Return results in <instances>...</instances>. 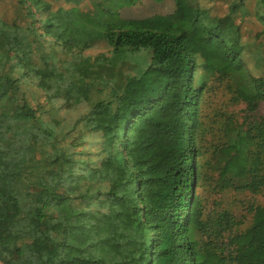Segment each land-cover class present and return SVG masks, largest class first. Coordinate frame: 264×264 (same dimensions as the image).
Masks as SVG:
<instances>
[{"label":"trees","instance_id":"16d2710c","mask_svg":"<svg viewBox=\"0 0 264 264\" xmlns=\"http://www.w3.org/2000/svg\"><path fill=\"white\" fill-rule=\"evenodd\" d=\"M15 1L0 15V261L264 264V200L240 199H264V0H231L229 23L201 0L140 18L120 13L139 0ZM98 43L108 54L83 56ZM24 78L48 102L86 106L69 130L97 133L96 148L64 143ZM137 84L153 93L137 102ZM239 103L241 119L227 111Z\"/></svg>","mask_w":264,"mask_h":264},{"label":"rangeland","instance_id":"374dc122","mask_svg":"<svg viewBox=\"0 0 264 264\" xmlns=\"http://www.w3.org/2000/svg\"><path fill=\"white\" fill-rule=\"evenodd\" d=\"M49 3L50 6L56 8L57 6H65L70 7L73 5H77L79 7L86 8L91 5V0H45ZM231 0H201V3L210 10V12L217 16H224L228 12V6ZM47 3V4H48ZM252 3L250 7H252ZM18 13L17 3L15 0H0V15L11 19L15 17ZM21 13V12H20ZM120 13L122 17L125 18H140L146 17L148 15L160 13V14H168L172 16H178L181 14V11L178 10L175 6L174 0H139L136 3L125 6L120 9ZM23 14V11H22ZM38 14V12H37ZM24 15V14H23ZM38 17V15H36ZM18 18L20 16L18 14ZM223 22L229 23L231 19L227 16H224L222 19ZM240 23L241 29L244 33V39L246 40L247 36H251L253 41H257L254 37V34L261 29L259 23L253 17H239L236 20ZM262 37L259 38L261 40ZM58 55L64 59V63H71L72 55L66 54L57 46H54ZM100 52H106L108 54V48L104 43H98L93 47L86 49L83 52V56H91L94 57ZM93 71L95 73L104 72V74H113V70L106 66L105 64H97ZM158 70H154L155 74ZM160 71V70H159ZM165 71V70H164ZM162 72V71H160ZM119 73V72H117ZM120 74V73H119ZM153 76H151V79ZM154 80V78H153ZM117 83H121V81H117ZM21 89L25 92L26 98L29 103L35 107L38 103L42 105V115L46 120L57 119L59 124L56 126V129H63V131L67 134L64 143L70 138H74L75 136H80V145L76 147V150L82 149L84 153L87 151H91L96 148V141L98 138V134L89 130L84 126H77L75 131H70L69 129L73 126L75 121L86 112L87 107L84 105H80L76 108H67L62 105V100H53L52 102H48L44 96V94L33 84H30L27 79H23L21 83ZM135 91V97L137 102L142 100V97L145 93H153L152 90L148 88L146 85H132ZM244 104H234L232 106L227 107V111L232 115L241 119L245 116ZM256 116L264 117V101L260 102L259 108L257 110ZM68 130V131H67ZM73 147L70 145V150ZM83 158H86V155L82 154ZM241 200L246 201H263V197L260 195H251L250 193L243 194L240 197ZM249 217V215H248ZM3 264V263H2Z\"/></svg>","mask_w":264,"mask_h":264},{"label":"built area","instance_id":"2783aa9c","mask_svg":"<svg viewBox=\"0 0 264 264\" xmlns=\"http://www.w3.org/2000/svg\"><path fill=\"white\" fill-rule=\"evenodd\" d=\"M0 264H2V262L0 261Z\"/></svg>","mask_w":264,"mask_h":264}]
</instances>
